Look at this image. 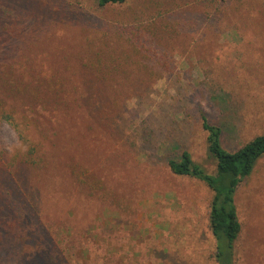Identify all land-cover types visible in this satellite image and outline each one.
Instances as JSON below:
<instances>
[{
  "label": "rangeland",
  "instance_id": "rangeland-1",
  "mask_svg": "<svg viewBox=\"0 0 264 264\" xmlns=\"http://www.w3.org/2000/svg\"><path fill=\"white\" fill-rule=\"evenodd\" d=\"M36 1L0 0V264H222L169 161L216 172L203 118L264 134V0ZM236 190L233 264H264V156Z\"/></svg>",
  "mask_w": 264,
  "mask_h": 264
},
{
  "label": "trees",
  "instance_id": "trees-1",
  "mask_svg": "<svg viewBox=\"0 0 264 264\" xmlns=\"http://www.w3.org/2000/svg\"><path fill=\"white\" fill-rule=\"evenodd\" d=\"M28 1L24 0V3L28 2L30 7L35 6L37 2ZM127 2L128 0H98L97 6L99 9H106L110 6H123ZM49 6L48 13L52 11L51 1ZM4 116L10 119L8 115ZM203 122L208 133V150L216 161V172H209L197 163L189 152H184L180 160H170L169 166L175 175L200 180L214 192L210 216L212 232L219 244L222 264H233L235 243L242 231V223L235 204L236 189L243 178L252 174L257 161L264 156V134L254 138L239 150L231 152L222 145L221 127L211 124L207 118H203Z\"/></svg>",
  "mask_w": 264,
  "mask_h": 264
}]
</instances>
